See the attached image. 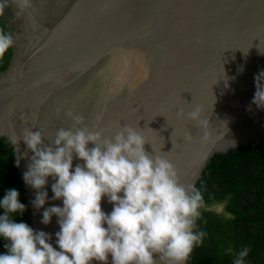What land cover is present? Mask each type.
<instances>
[{"label":"water","instance_id":"1","mask_svg":"<svg viewBox=\"0 0 264 264\" xmlns=\"http://www.w3.org/2000/svg\"><path fill=\"white\" fill-rule=\"evenodd\" d=\"M17 11L5 0L16 42L0 74V139L15 148L22 178L33 155L24 129L54 137L71 126L69 111L106 137L135 128L185 186H197L217 153L264 141V109L252 104L264 72V0H32ZM195 109L199 126L186 116ZM25 187L32 227L56 246L57 218L42 224ZM102 207L112 210L106 199Z\"/></svg>","mask_w":264,"mask_h":264},{"label":"clouds","instance_id":"2","mask_svg":"<svg viewBox=\"0 0 264 264\" xmlns=\"http://www.w3.org/2000/svg\"><path fill=\"white\" fill-rule=\"evenodd\" d=\"M13 3L19 16L32 0ZM4 6L0 0V13ZM15 42L11 32L0 29V59ZM261 78L264 72L256 77L252 104L264 109ZM66 115L71 126L57 129L54 137L27 127L22 138L33 153L23 173L25 184L35 190L30 203L37 212L43 210L45 226L57 218L56 246L50 233L14 219L27 206L13 187L0 199V240L6 250L0 252V264H187L206 236L196 230L204 206L201 190L182 184L168 159L147 152V142L135 128L122 127L106 137L82 115ZM186 116L197 126L203 123L198 109ZM50 199L62 206L46 207ZM105 199L111 212L102 207ZM250 252L249 246L242 248L233 264H246Z\"/></svg>","mask_w":264,"mask_h":264},{"label":"trees","instance_id":"3","mask_svg":"<svg viewBox=\"0 0 264 264\" xmlns=\"http://www.w3.org/2000/svg\"><path fill=\"white\" fill-rule=\"evenodd\" d=\"M0 29L11 32L1 13ZM14 54L13 47L0 59V74L11 66ZM17 158L11 142L6 137L1 138L0 199L8 189L15 187L26 205V187L16 166ZM196 188L204 196L196 230L204 231L206 236L187 264H233L234 255L246 246L251 248L246 264H264V141H253L249 146L214 155ZM215 203L223 204V211L209 207ZM14 219L32 227L28 207L22 217ZM3 243L0 240V252L6 251Z\"/></svg>","mask_w":264,"mask_h":264},{"label":"rangeland","instance_id":"4","mask_svg":"<svg viewBox=\"0 0 264 264\" xmlns=\"http://www.w3.org/2000/svg\"><path fill=\"white\" fill-rule=\"evenodd\" d=\"M211 209H215V210H218V211H223L224 209V205L223 204H212L209 206Z\"/></svg>","mask_w":264,"mask_h":264},{"label":"snow or ice","instance_id":"5","mask_svg":"<svg viewBox=\"0 0 264 264\" xmlns=\"http://www.w3.org/2000/svg\"><path fill=\"white\" fill-rule=\"evenodd\" d=\"M122 121V120H121ZM121 121L119 122V126H121Z\"/></svg>","mask_w":264,"mask_h":264},{"label":"flooded vegetation","instance_id":"6","mask_svg":"<svg viewBox=\"0 0 264 264\" xmlns=\"http://www.w3.org/2000/svg\"><path fill=\"white\" fill-rule=\"evenodd\" d=\"M217 204H220V203H217Z\"/></svg>","mask_w":264,"mask_h":264}]
</instances>
